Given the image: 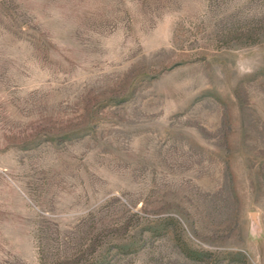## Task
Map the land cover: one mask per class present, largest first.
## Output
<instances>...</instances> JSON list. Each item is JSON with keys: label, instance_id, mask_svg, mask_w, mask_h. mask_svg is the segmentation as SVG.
<instances>
[{"label": "rangeland", "instance_id": "rangeland-1", "mask_svg": "<svg viewBox=\"0 0 264 264\" xmlns=\"http://www.w3.org/2000/svg\"><path fill=\"white\" fill-rule=\"evenodd\" d=\"M0 264H264V0H0Z\"/></svg>", "mask_w": 264, "mask_h": 264}]
</instances>
